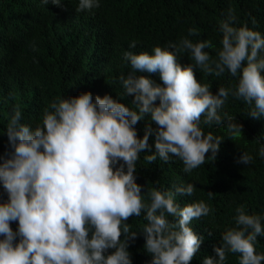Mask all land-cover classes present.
Segmentation results:
<instances>
[{"label":"clouds","instance_id":"9594fccd","mask_svg":"<svg viewBox=\"0 0 264 264\" xmlns=\"http://www.w3.org/2000/svg\"><path fill=\"white\" fill-rule=\"evenodd\" d=\"M40 2L60 6L62 0ZM100 3L78 0L75 11H91ZM237 24L229 8L218 25L222 39L215 57L207 51L214 49L211 39L188 38L200 36L196 28L167 47L155 46L152 54L134 53L137 42L132 41L123 53L131 70L118 77L123 94L117 99L90 92L57 97L35 126L24 123L21 107L13 106L4 131L8 150L0 154V186L7 197L0 199V264H132L127 249L138 232L127 221L142 213L147 223L139 233L151 264H190L205 237L189 225L207 217L211 207L204 201L177 203V196L193 195L192 183L172 190L153 187L146 201L145 185L136 183V163L147 151V163L175 157L190 173L206 163L207 153L214 160L222 138L205 133L201 119L226 126L232 137L242 136L235 117L220 114L230 96L249 106L246 114L252 119L264 117V35ZM180 53L190 54L194 63L181 66ZM196 70L215 77L228 73L238 82L213 94L209 83L197 80ZM141 73L159 74L162 83ZM127 96L135 110L120 102ZM142 120L150 122L140 137L136 125ZM257 143V154L264 157L260 138ZM252 162L248 152L236 159L246 166ZM235 213V226L225 229L220 246L202 264H225L229 253L239 254L238 264L264 262V254L256 252L264 216L249 214L243 204Z\"/></svg>","mask_w":264,"mask_h":264},{"label":"trees","instance_id":"16d2710c","mask_svg":"<svg viewBox=\"0 0 264 264\" xmlns=\"http://www.w3.org/2000/svg\"><path fill=\"white\" fill-rule=\"evenodd\" d=\"M77 4L78 0H62L60 6L43 5L40 0H0V154L8 150L4 131L14 105L21 107L23 122L35 126L57 97L83 92L93 97H122L118 77L131 70L123 53L130 50L132 41L137 42L131 49L134 53L152 54L155 46L167 47L169 42L187 37L188 29L196 28L200 36L188 38L193 42L211 39L214 49L207 51L215 57L222 39L218 25L229 8L235 10L237 26L246 23L264 35V0H101L99 8L82 12L75 11ZM250 18L255 19V25ZM177 61L181 66L194 63L187 53H180ZM140 75L162 83L159 74ZM195 75L201 84H210L213 94L219 87H234L238 82L228 73L215 77L196 70ZM132 99L127 96L120 102L135 110ZM248 111L246 103L231 96L220 109L222 116H234L243 126L239 137H232L226 126L205 125L201 119L203 131L221 137L222 142L214 160L208 159L212 153H207L206 163L190 173L183 171V162L175 157L168 163L159 158L147 163V151L136 163V183L145 185L146 201L153 187L172 190L173 185L192 183L193 195L177 196V203L204 201L211 207L207 217L189 225L195 234L205 237L190 264H202L206 256L214 255L213 247L220 246L225 229L235 226L237 206L243 204L249 214L264 216V157L257 154V138L264 144V117L252 119ZM149 122L142 120L136 125L140 137ZM149 145L155 152L154 138L149 139ZM242 152L253 156L250 165L236 163ZM6 198L0 186V199ZM127 223L131 231L138 232L127 249L132 264H151L152 256L144 249L145 240L139 233L147 223L144 213ZM10 226L15 231L17 223ZM256 252L264 254V236L257 238ZM238 261L239 254L229 253L225 264Z\"/></svg>","mask_w":264,"mask_h":264}]
</instances>
